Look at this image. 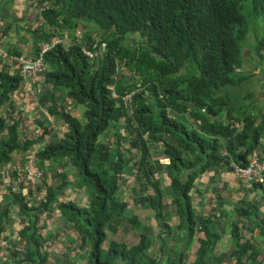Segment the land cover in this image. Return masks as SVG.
Here are the masks:
<instances>
[{
  "label": "trees",
  "instance_id": "16d2710c",
  "mask_svg": "<svg viewBox=\"0 0 264 264\" xmlns=\"http://www.w3.org/2000/svg\"><path fill=\"white\" fill-rule=\"evenodd\" d=\"M27 1L39 8L49 3L30 34L39 47L53 37L60 41L43 56L46 67L39 75L46 88L36 101L44 117L52 120L44 124L39 118V135L24 137V111L13 96L28 76L16 59H32L39 47L22 55L0 44L5 55H0V180L9 171L12 180H20L18 170H8L13 153L23 154L27 164L30 158L25 161V156L34 146L38 174H44L45 165L59 169L57 183L38 186V179L25 180V164L23 184L11 180L3 187L8 193L0 200V244L10 239L9 264H49L45 245L58 235L47 231L43 237L40 230L45 229L43 218L56 212L79 237L80 246L69 253L81 252L65 254L60 264H189L190 256L193 264H226L229 257L217 254L226 237L231 239L233 264H264V252L256 243L259 237L264 248V181L250 188L259 197L255 193V200L249 201L251 194L243 196L229 210H222L217 193L218 206L210 208L215 216L199 212L193 200V194L200 193V178L233 172V164L246 167L253 152L264 162V102L250 88L243 58L249 28L242 3L247 0ZM249 1L264 15V0ZM91 25L99 30L96 35L86 31ZM13 29L6 26L0 41ZM252 48L262 62L264 35ZM183 69L188 72L180 75ZM60 87L65 89L62 95L56 90ZM242 87L244 93L236 96L235 90ZM230 88L236 89L227 91ZM237 98L246 104L236 106ZM68 100L87 107L86 124L68 110ZM52 122L67 131L60 136ZM111 136L117 138L114 145L104 141ZM128 172L135 176L133 206L152 211L160 228L155 235L151 224L132 216L129 230L136 239L129 246L110 239L129 216L122 190ZM70 187L87 192V209L62 200ZM41 192L44 195L36 199ZM16 215L19 232L14 230Z\"/></svg>",
  "mask_w": 264,
  "mask_h": 264
},
{
  "label": "rangeland",
  "instance_id": "374dc122",
  "mask_svg": "<svg viewBox=\"0 0 264 264\" xmlns=\"http://www.w3.org/2000/svg\"><path fill=\"white\" fill-rule=\"evenodd\" d=\"M243 8H247L245 10L242 11V14L244 15L246 19V24H247V28H249V33H248V37L247 40L245 41L244 45H243V58L244 60V67L246 70V73H248L250 75V88L252 91L255 92V98L257 99H261L262 102H264V60L262 62H260V60L253 55L252 51H253V44L255 43V41L258 38H261L264 35V15L262 14V11L260 8L258 9H254L251 6V3L249 0L245 1L242 3ZM39 7L37 8L38 11ZM36 9H34L33 11H35ZM42 22V21H41ZM40 25V20L38 18L35 19V21H33L32 24H26V36H24L23 41L28 42L31 36L30 34L36 29V27ZM87 32H89L90 34H94L96 35L97 31H99L94 25L90 26L87 30ZM65 31H63L64 33ZM2 34V31H0V35ZM67 35L70 36H74L73 31H67L66 33ZM18 37V36H17ZM16 37V38H17ZM100 34L98 36V40L100 38ZM34 42V41H33ZM79 43L81 45H85L84 41H79ZM0 44H2V41H0ZM3 45V44H2ZM26 45H29V43H26ZM130 47L132 46H136V44H130ZM6 47V46H5ZM9 47V42H7V48ZM188 65H193L191 62L188 63ZM13 71L12 72H16L17 69L15 68V66H13ZM187 69H191V67L189 66ZM187 69H183L180 72V75L185 74L188 72ZM125 70V69H122ZM195 72V69H194ZM193 72V73H194ZM124 73H126L125 71H119V74L123 75ZM136 77H138L136 75ZM32 79H34L35 81L37 80H41L39 82H37L38 84L43 82L42 81V77L40 75L37 76H28L25 79V83L23 85V87L20 89V92L16 93L13 96V100L17 103V107L19 109H21L22 111H24L23 113V123H22V129H23V133H24V137L26 138H34L37 135H39L38 130H36V122L38 121L37 119L42 118L43 117V123L46 124L48 121L51 122V118H45L44 117V111L40 110L37 108V98L38 96H35V92L33 91V87H35V84H33ZM127 79V78H126ZM129 81V79H127L125 81V84ZM27 82H29V85H27ZM42 84V83H41ZM139 84V83H138ZM46 88V86H41L40 90L43 92L44 89ZM235 90L236 88H230L229 90ZM246 87H242L239 88L237 90H235V94L236 96L243 94L245 91ZM57 92L59 94H63L64 92V88L60 87V88H56ZM141 90L138 89V91ZM226 91V92H227ZM235 104L236 106H244V104H246V102H240L238 100V98L235 100ZM66 106H68V110L70 112H74L75 115H78V117L82 120L83 124H86L87 120L85 118V113L87 112V107L86 106H75V104L73 102H71V100H68L67 103H65ZM7 106L5 107L6 110ZM42 116V117H40ZM51 127L56 129L58 134L60 136H62L66 131L67 128L61 126V124H57L56 122H52ZM60 125V126H59ZM117 138L111 136L110 138L104 139V141H112V144L114 145ZM47 139H44V141L41 143V145H43L46 142ZM124 140V139H123ZM261 145L264 146V137L261 139ZM128 148V144L125 143V149L127 150ZM37 151V146H34L28 154H26L25 156V161H27V159L29 158H33L34 159V155ZM14 156V162L12 164H10L9 169L8 170H18L19 174L21 176H19L20 180H12V175L11 172L9 171L6 176L0 180V183L2 184V189H0V200L2 199V197L6 194L7 192V188H3L4 186H7L9 184V182H11V180L15 183V185L18 184H23L24 182V175L22 174L24 171V166L26 164V162H23L24 160V156L23 154L17 155V153H13ZM132 158L134 160H136V156L137 153L132 152ZM29 157V158H28ZM250 159V156L249 158ZM36 161V160H35ZM163 163H167V161L165 159L162 160ZM36 169H37V164H35ZM59 167H55L53 168L52 166L49 165H45L41 171H44V174L42 175L43 172H41V174H38V181H37V185L41 186L42 182H45L46 184H50L53 181H56V183L58 182L57 177L55 175L56 170H58ZM71 169V168H70ZM39 170V169H38ZM40 171V170H39ZM226 172L229 173H233L231 171H225L224 173H220V174H215L210 173V175L208 176H204L202 179L200 178L199 181H197V185L201 188L204 189L203 193H194L193 197H194V201L197 203V207L196 209L199 210V212L203 213L204 215H208V216H215L216 215V211L214 210H210V208L212 207L213 209L217 208L218 203H217V193H219L221 195V199L223 202V207L222 210H229V208L232 207V204L235 202L233 196L235 197L234 192L229 191L227 189V184L223 183L222 187H217L216 186V182H221L222 179L224 178ZM18 178V179H19ZM71 181H73V177L70 178ZM124 179L126 180V184H124V186L122 187V190L125 193V200L129 203V216L126 218V220L124 221V224L122 223V226L119 227V231L116 235L111 236L110 234V239H112V241H115L117 243H122L125 244L127 246L129 245H133V240L134 238L136 239V233L132 230H129V228L131 227L130 224V220L132 216H137L139 217V220L144 222L145 224L149 223L153 226V230H154V234L157 235L160 231V228L156 222V219L154 218V213L152 211H147V212H143L142 210L135 208L133 206V201H132V193H131V189L134 186V180H135V176L133 175H129V172L124 175ZM27 180V179H26ZM30 181V180H29ZM74 182V181H73ZM169 184V179L165 177V186ZM210 185H212L210 187ZM26 185L24 184V187ZM27 187V186H26ZM215 189V190H213ZM201 190V189H200ZM213 190V191H212ZM241 190L243 192H241ZM246 190H248L247 192L245 191V189L241 188L238 191V198L241 197H245L250 193V189L247 188ZM8 193V192H7ZM253 194L248 196L249 201H254L257 197L260 196V193H256V195H254L255 193L252 191ZM39 196L35 195L36 199L37 198H41L42 195H44V192L41 193H37ZM88 194L85 190H78L75 187H70L69 190L66 191L65 193V197L62 198V200L64 199L65 201H74L76 203L79 204V207H81V209H87L89 206V202H88ZM201 200V201H199ZM238 201V200H237ZM165 204H169V200H165L164 201ZM201 202L202 204V208H198L199 207V203ZM220 207V206H219ZM168 211V208L165 209V212ZM213 211V212H212ZM14 218L16 219V223L14 225V230L16 232H19L21 230V224H20V219L16 216H14ZM43 219H46V225H45V229L44 230H40V234L45 237L46 232H51L52 235L56 234L58 235L57 237H53L52 239L49 240V243L47 245H45V248L47 250V252L49 253V264H60L59 262L63 259V256L65 254H69L71 256L76 255V254H80V251H77L76 253H69V249H77L76 248V244L78 246H80V241H78L79 237L78 234L73 230V226H71L70 224L65 225L63 223V221L61 220V216L60 213L56 212L53 213L52 216H48V217H44ZM176 218H174V220H172V224L171 225H176ZM170 225V224H169ZM170 225V226H171ZM125 228V230H124ZM10 235V234H9ZM11 236V235H10ZM3 237V236H2ZM248 237V236H247ZM71 240L75 241V245L71 246ZM78 239V240H77ZM9 240L4 239L3 242L0 244V264L1 262L3 263H10L9 261V257L7 251H9ZM13 240H16V236L13 237ZM77 241V242H76ZM256 243L260 244V252H264V248H263V241L259 238L256 237ZM157 247V246H156ZM233 252V248H232V244H231V239L226 237L224 240H222L219 244H218V250H217V254L221 253V254H225L227 257H229V259L226 261V264H233L232 263V255ZM71 261H74L73 259H71ZM195 261V258L193 256H190L188 263L189 264H193ZM85 264V263H82Z\"/></svg>",
  "mask_w": 264,
  "mask_h": 264
},
{
  "label": "crops",
  "instance_id": "0c3cea01",
  "mask_svg": "<svg viewBox=\"0 0 264 264\" xmlns=\"http://www.w3.org/2000/svg\"><path fill=\"white\" fill-rule=\"evenodd\" d=\"M37 4L34 1H27V0H0V31L6 28V26L16 27V30H11L9 36H4V39L2 40V44H5L9 42V47L14 48V51H20L23 54H26L28 52H31L32 48H34V52L36 51V48L39 47V43L35 42L34 37H30L28 42L23 41L24 36H26V24H32L33 21H35L36 18H38L37 14ZM36 9L35 11H33ZM5 27H2L4 26ZM18 36V37H17ZM81 40L84 39V36L78 33L77 35ZM17 37V38H16ZM34 41V42H33ZM26 43H29V45H26ZM36 43H38L36 45ZM5 47V46H4ZM7 49V47H5ZM7 52V50H6ZM9 52V51H8ZM33 84H35V87H33V91L35 92V96H39L40 88L41 86H44L43 83H37L41 80L35 81L32 79ZM25 83V82H24ZM24 85V84H23ZM27 85H29V82H27ZM38 93V94H37ZM42 117V116H41ZM43 118V117H42ZM39 120V119H37ZM32 158H30L31 160ZM201 182V180H200ZM223 183L227 184V189L229 191L234 192L235 197L233 196L234 200L237 201L240 198H238V190L241 189L243 186L241 185L240 181L236 179L234 173L226 172L224 178L221 182H216L217 187H222L219 185H222ZM212 185H210L211 187ZM200 192L203 193L204 189L198 187ZM215 190V189H213ZM212 190V191H213ZM241 192H243L241 190ZM201 201V200H199ZM202 206V204H201ZM202 208V207H201Z\"/></svg>",
  "mask_w": 264,
  "mask_h": 264
},
{
  "label": "built area",
  "instance_id": "2783aa9c",
  "mask_svg": "<svg viewBox=\"0 0 264 264\" xmlns=\"http://www.w3.org/2000/svg\"><path fill=\"white\" fill-rule=\"evenodd\" d=\"M48 6L49 3H44L43 6L38 9L37 14L41 17L42 13L48 10ZM39 20H41V18H39ZM59 43L60 41L57 39V37L50 38L47 43L39 47L38 54L33 56L32 59H16L23 76H37L43 73L46 67L43 60L44 54L48 53ZM0 55L2 57H5V55L1 53V50ZM113 97L116 96L113 95ZM124 101L127 102L128 98H125ZM257 156L258 154L256 152H253L246 167H241L236 164L232 165L233 173L236 179L240 180L245 188L250 189L253 183H260L264 180L262 176V172L264 171V162L259 163L257 160ZM25 169V180L27 179V181L30 180V182H35L38 179V173L33 165V159H29Z\"/></svg>",
  "mask_w": 264,
  "mask_h": 264
},
{
  "label": "clouds",
  "instance_id": "9594fccd",
  "mask_svg": "<svg viewBox=\"0 0 264 264\" xmlns=\"http://www.w3.org/2000/svg\"><path fill=\"white\" fill-rule=\"evenodd\" d=\"M240 181V180H239ZM264 181V180H263ZM240 183H241V185L243 186V184H242V182L240 181ZM242 188H244L245 189V187L243 186Z\"/></svg>",
  "mask_w": 264,
  "mask_h": 264
},
{
  "label": "water",
  "instance_id": "95a60500",
  "mask_svg": "<svg viewBox=\"0 0 264 264\" xmlns=\"http://www.w3.org/2000/svg\"><path fill=\"white\" fill-rule=\"evenodd\" d=\"M242 153V151L239 153V155Z\"/></svg>",
  "mask_w": 264,
  "mask_h": 264
}]
</instances>
